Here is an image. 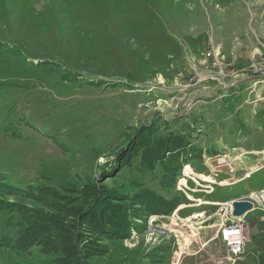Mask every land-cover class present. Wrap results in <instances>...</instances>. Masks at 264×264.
Listing matches in <instances>:
<instances>
[{
    "label": "rangeland",
    "instance_id": "obj_1",
    "mask_svg": "<svg viewBox=\"0 0 264 264\" xmlns=\"http://www.w3.org/2000/svg\"><path fill=\"white\" fill-rule=\"evenodd\" d=\"M240 1L0 0V264H264L262 211L235 262L220 232L264 168L218 182L211 166L264 149V103L201 101L262 91L264 46L244 64L211 40L244 32Z\"/></svg>",
    "mask_w": 264,
    "mask_h": 264
},
{
    "label": "crops",
    "instance_id": "obj_2",
    "mask_svg": "<svg viewBox=\"0 0 264 264\" xmlns=\"http://www.w3.org/2000/svg\"><path fill=\"white\" fill-rule=\"evenodd\" d=\"M240 2H241L240 5L242 7H244V16L247 18V20H249V24L245 28L244 32L234 31L232 39L230 41L227 40V38L224 36L219 38L217 41H216V39H211V40L214 44H216L218 46L220 45L223 48L225 54H231V55L236 56L237 61H240V63L250 64L251 58L258 55L262 50L261 46L262 45L264 46V20H263V17H264V0H241ZM256 19H257V25H259L257 30L253 29V27L251 26V23L254 24ZM184 75H185V77H186V75L189 76V74H183V76ZM175 76H177V75H175ZM174 79H177V78L173 76V80ZM251 83L252 82H239L238 84H236L233 87H228V86H226V84H223V88L221 87V88H219L220 91H216L215 98H213V97L204 98L203 97L201 101L203 103H205L207 101L206 104H208V103L219 104L220 103L222 106V109H224V108L229 109V105H231L233 97L236 96L234 94H230V91H233L234 93L247 91V92H249L248 93L249 97H251V100L248 103V105H251L253 107L256 105H260V104L262 105V103H264V97H261V96L264 93V85L262 87V91H259L258 87L260 85H262V83H259L257 80H255V82H253V84H251ZM254 83H256V84H254ZM209 84H210V82H206V84H204V85L209 86ZM213 84H215V85H212V86L214 88L216 87L217 88L216 90H219L218 84L217 83H213ZM248 84H250V85L248 87H246V85H248ZM210 88H212V87H210ZM243 88H245V89H243ZM257 92H258V94H257ZM254 94L255 95L257 94V99L252 98L254 96ZM232 95H234V96H232ZM225 105H227V107H225ZM233 151L238 153L239 155L242 154V158L238 159V161H237L238 171L235 174L236 175L235 177L243 176L244 174H246V172H248V176H244L242 178L243 180H245V179L250 178L253 173L264 168V164L263 165L261 164L262 162H264V149L248 151V150H244L242 148H236V149H233ZM204 152L205 153H203V154L213 156V154H211L207 151H204ZM198 161L199 162L197 165H199V167H201V164L203 165L204 162L202 161V159H198ZM255 163H258L257 167L255 166ZM235 164H236V162H235ZM204 165H205V163H204ZM195 167L198 168L197 166H195ZM253 168H255V169L253 170ZM203 169L205 170V172H207V174L205 172H203V173L196 172L195 174L196 175L203 174V176L211 174L210 170L207 169L206 165H205V168H203ZM225 174L226 173L220 174L219 178H217L218 179L217 181L218 182L225 181L227 178L220 179L222 176H226ZM200 177H202V176H200ZM186 184H187V187L183 188V191L185 190V192L189 196L190 200L194 201V203H195V204H191V205H189V207L188 206L187 207L188 208H197L198 206H196V204L201 199H199V198L196 199L197 197L196 198H194V197L199 196V194H201V192H195L196 190H199V189L194 188L195 183L191 182V180L186 182ZM262 190H264V189H262ZM207 197H209V195L208 196L206 195V198ZM233 199H236V198H233ZM233 199H231V200H233ZM204 201L210 202L211 200H207L204 198ZM212 202H214V201H212ZM185 208H186V206L179 207L176 210V213H175L176 215L174 218L181 220L179 213ZM194 215H196V214H194ZM194 218H196V216H194ZM191 219H193V218H191ZM248 232H249V242H251L250 230ZM262 233H264V232L262 231ZM216 237L217 236L215 235L214 237L209 238L206 242H204V245L202 246V248H207L209 246V244L215 242L217 240ZM230 259H231V255L229 254L228 251H226V254L223 257V261H225V260L230 261Z\"/></svg>",
    "mask_w": 264,
    "mask_h": 264
},
{
    "label": "built area",
    "instance_id": "obj_3",
    "mask_svg": "<svg viewBox=\"0 0 264 264\" xmlns=\"http://www.w3.org/2000/svg\"><path fill=\"white\" fill-rule=\"evenodd\" d=\"M256 75H264V71ZM235 161V160H234ZM229 160L223 158L211 164L212 169H221L226 172H236L235 162L229 163ZM244 176H248V173ZM187 179V177H185ZM197 183V182H195ZM252 204H262V211H264V194L262 196H254V199L248 200ZM234 203V202H233ZM225 209V217L221 224V237L227 246V250L232 257V260H238L246 252L247 244L249 243V233L243 223V217L238 218L233 215V205H221ZM245 217V216H244ZM235 262V261H234Z\"/></svg>",
    "mask_w": 264,
    "mask_h": 264
},
{
    "label": "bare ground",
    "instance_id": "obj_4",
    "mask_svg": "<svg viewBox=\"0 0 264 264\" xmlns=\"http://www.w3.org/2000/svg\"><path fill=\"white\" fill-rule=\"evenodd\" d=\"M264 71V70H263ZM263 77H264V75H263ZM262 79H264V78H262ZM223 159V157H218V158H216V160H214L211 164H213V163H215L216 161H218V160H222ZM215 171H216V173L217 174H223V173H226V174H228L232 179H235V177H234V173L233 172H226V171H223V170H221V169H214ZM204 186V185H203ZM202 186V187H203ZM180 187L181 188H183V187H187V184H186V181L184 180H182L181 181V183H180ZM204 188H206V187H204ZM195 192H198V191H195ZM213 192V190H211L210 192H208V193H212ZM262 194H264V191H260V192H257V193H254L253 192V194H251L248 198H246V200H252V199H254V196H262ZM235 201H238V200H233V201H230L229 203H228V205H233V202H235ZM255 210H260V211H262V204H253V209H252V211H255ZM263 213H264V211H262ZM245 217H246V215H245Z\"/></svg>",
    "mask_w": 264,
    "mask_h": 264
},
{
    "label": "water",
    "instance_id": "obj_5",
    "mask_svg": "<svg viewBox=\"0 0 264 264\" xmlns=\"http://www.w3.org/2000/svg\"><path fill=\"white\" fill-rule=\"evenodd\" d=\"M233 215L238 218L244 217L253 209V204L248 200H238L233 203Z\"/></svg>",
    "mask_w": 264,
    "mask_h": 264
}]
</instances>
